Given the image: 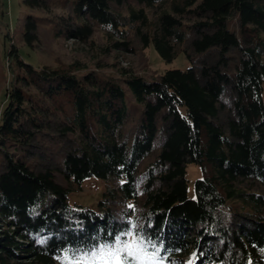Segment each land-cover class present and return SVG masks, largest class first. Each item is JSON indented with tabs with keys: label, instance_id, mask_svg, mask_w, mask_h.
<instances>
[{
	"label": "trees",
	"instance_id": "16d2710c",
	"mask_svg": "<svg viewBox=\"0 0 264 264\" xmlns=\"http://www.w3.org/2000/svg\"><path fill=\"white\" fill-rule=\"evenodd\" d=\"M21 5L62 13L21 8L0 38V264H61L62 249L108 239L128 220L172 249L160 253L167 264H264V195L254 191L264 189V0ZM42 27L84 43L100 29L124 50L134 34L164 61L185 52L191 64L152 80L128 74L137 107L113 77L36 61ZM190 162L201 169L194 197ZM93 176L107 181L98 209L73 206L70 193Z\"/></svg>",
	"mask_w": 264,
	"mask_h": 264
},
{
	"label": "rangeland",
	"instance_id": "374dc122",
	"mask_svg": "<svg viewBox=\"0 0 264 264\" xmlns=\"http://www.w3.org/2000/svg\"><path fill=\"white\" fill-rule=\"evenodd\" d=\"M0 11L4 12V15H0V38L2 34H7L8 23L11 17H16L20 9L22 8L21 0H0ZM6 8V9H5ZM23 10H28L33 13H38L44 16H52L57 13H62L61 9L50 8L46 10H32L23 6ZM236 21L230 19L229 26L231 29L235 28ZM16 35V34H15ZM13 42L16 41L18 46L23 43L19 38H15L11 35ZM131 41V49L124 50L117 48L114 43L120 41L119 38L111 39L104 34L100 29H96L93 39L90 43H84L76 39H65L56 37L49 29L42 27L39 33V39L36 40L31 46L33 57L41 64L51 66L53 68L64 67L74 69V71L80 75L86 70L95 72L97 75L104 77H113L120 82L124 81V78L128 74L143 75L145 78L152 80L158 79L159 76L169 68H182L185 69L190 66L191 61L185 52H182L174 61H164L153 46L143 48L140 40L134 34L128 38ZM15 40V41H14ZM1 44V39H0ZM1 48V46H0ZM1 63V55H0ZM1 64H0V72ZM7 81H0V105L3 99V91ZM124 89L128 98V102L131 105L138 107L135 103L133 94L127 83L123 82ZM264 97V92H263ZM163 133L159 131L155 140V148L150 156L146 159L143 165H146L150 161H153L161 148V142L163 140ZM142 165V166H143ZM56 180L64 182L62 175L59 171L55 170ZM186 177L188 179L189 195L195 196L194 183L197 178L201 177L200 166L190 162L187 165ZM111 183V182H110ZM107 181L100 177H89L84 181L81 190H74L69 195V201L74 206L75 204L89 206L93 209H98V202L103 197L104 190L106 188ZM261 195H264V189L259 187L254 189ZM115 210L122 209L124 205L118 201L110 204ZM132 205V203H129ZM141 202L135 207L140 208ZM238 222H248L247 218L238 217ZM237 220V217H236ZM242 220V221H241Z\"/></svg>",
	"mask_w": 264,
	"mask_h": 264
},
{
	"label": "snow or ice",
	"instance_id": "6c2138e0",
	"mask_svg": "<svg viewBox=\"0 0 264 264\" xmlns=\"http://www.w3.org/2000/svg\"><path fill=\"white\" fill-rule=\"evenodd\" d=\"M128 208L134 209V205ZM106 236L108 239L103 240L91 237L92 243L85 247L64 248L62 260L61 257L57 259L61 264H167V258L160 253L172 251L165 247L161 238L153 239L146 234L143 224L132 220L119 230L107 232ZM187 264H194V261L190 259Z\"/></svg>",
	"mask_w": 264,
	"mask_h": 264
}]
</instances>
